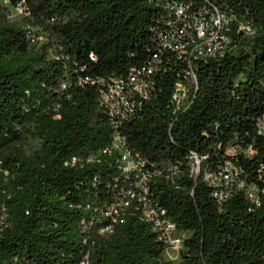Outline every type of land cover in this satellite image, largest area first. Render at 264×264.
Segmentation results:
<instances>
[{"label":"trees","instance_id":"16d2710c","mask_svg":"<svg viewBox=\"0 0 264 264\" xmlns=\"http://www.w3.org/2000/svg\"><path fill=\"white\" fill-rule=\"evenodd\" d=\"M8 1L26 15L11 21L0 3V264H264V0ZM174 1L214 5L255 28L231 33L224 56L194 62L197 86L176 115L170 99L188 65L160 51L157 36ZM146 67L150 97L114 126L99 106L100 79ZM116 132L162 172L148 197L186 233L175 261L137 198L106 214L133 181L118 153L104 152ZM29 138L40 141L32 154ZM226 160L260 205L247 188L214 196L204 175Z\"/></svg>","mask_w":264,"mask_h":264},{"label":"built area","instance_id":"2783aa9c","mask_svg":"<svg viewBox=\"0 0 264 264\" xmlns=\"http://www.w3.org/2000/svg\"><path fill=\"white\" fill-rule=\"evenodd\" d=\"M167 10L166 25L157 31L159 50L173 52L188 65L185 79L175 82L170 99L172 112L176 115L188 107L191 102V90L197 86L194 62L224 56L231 48V33L235 31L251 36L255 33V28L249 20L223 12L214 5L191 10L187 3L174 1L168 4ZM40 37L45 40L44 36H39L38 41ZM154 57L159 58L157 54ZM153 71V67L132 68L126 77L112 76L100 79L102 85L98 97L99 106L108 113L114 126L121 124L134 113L139 98L150 97L155 87L154 79L151 77ZM65 87L64 83L62 88ZM258 125L260 133L264 134V117L258 120ZM109 151L118 153L120 169L133 181L132 185L123 191L121 199L113 203L106 214L112 216V213H118L119 206L127 205L131 199L137 198L142 203L144 218L152 222L154 231L159 233L166 244V258L177 260L186 236L179 235L183 231L178 230L175 222L164 216V211L153 207L148 197V180L154 175H161L162 172L150 171L146 166V159L138 152L132 151L127 146L126 137L118 132L113 135L110 148L104 149L105 153ZM229 152L234 155L236 150L232 148ZM190 157L193 161L192 174L198 175L200 158L194 152H191ZM72 161L75 162L76 158ZM242 174L243 169L239 165L226 160L218 169L206 171L204 180L214 188L213 194L219 201L226 199L236 188H247L253 201L260 205L254 187L247 186ZM127 197L131 199L126 200Z\"/></svg>","mask_w":264,"mask_h":264},{"label":"rangeland","instance_id":"374dc122","mask_svg":"<svg viewBox=\"0 0 264 264\" xmlns=\"http://www.w3.org/2000/svg\"><path fill=\"white\" fill-rule=\"evenodd\" d=\"M0 3L2 5L9 7V19L11 21H21L23 17L26 15V10L24 9V5H18V6H12L8 0H0ZM44 39L41 37L39 38V43H44ZM40 148V141L36 139L29 138L27 142L24 144L23 149L26 152V154H32L36 149ZM179 235H185V233L180 232ZM174 264H178V262H175Z\"/></svg>","mask_w":264,"mask_h":264}]
</instances>
